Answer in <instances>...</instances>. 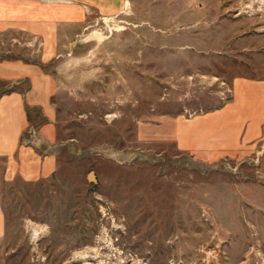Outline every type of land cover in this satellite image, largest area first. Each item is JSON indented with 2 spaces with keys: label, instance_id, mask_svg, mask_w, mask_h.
Wrapping results in <instances>:
<instances>
[{
  "label": "rangeland",
  "instance_id": "rangeland-1",
  "mask_svg": "<svg viewBox=\"0 0 264 264\" xmlns=\"http://www.w3.org/2000/svg\"><path fill=\"white\" fill-rule=\"evenodd\" d=\"M127 3L90 13L71 54L0 33V62L53 76L58 131L54 146L36 125L23 135L57 152L50 176L3 179L0 264H264V139L206 163L174 138L179 119L228 101L236 78H264V0ZM28 87L0 80V94Z\"/></svg>",
  "mask_w": 264,
  "mask_h": 264
},
{
  "label": "crops",
  "instance_id": "crops-1",
  "mask_svg": "<svg viewBox=\"0 0 264 264\" xmlns=\"http://www.w3.org/2000/svg\"><path fill=\"white\" fill-rule=\"evenodd\" d=\"M129 0H0V33L18 31L40 41L43 52H69L83 48L80 37L88 28L89 14L110 18L126 13ZM53 76L35 64L0 62V80L20 83L25 90L0 94V237L5 233L1 204L3 179L20 175L25 180L50 176L57 164L56 151L25 145L28 126H38L40 138L57 143V111L53 101ZM233 94L222 106L190 118H181L175 128L179 150L210 163L238 157L264 139V78H236ZM41 118L33 119V110ZM39 114V115H38ZM17 177V176H16Z\"/></svg>",
  "mask_w": 264,
  "mask_h": 264
},
{
  "label": "bare ground",
  "instance_id": "bare-ground-1",
  "mask_svg": "<svg viewBox=\"0 0 264 264\" xmlns=\"http://www.w3.org/2000/svg\"><path fill=\"white\" fill-rule=\"evenodd\" d=\"M88 252H89V251H88ZM89 256H90L91 258L97 256V251L93 250V251H91L90 253H87V255H84L83 257H80V256H79V258H80V259H85V258H88Z\"/></svg>",
  "mask_w": 264,
  "mask_h": 264
},
{
  "label": "water",
  "instance_id": "water-1",
  "mask_svg": "<svg viewBox=\"0 0 264 264\" xmlns=\"http://www.w3.org/2000/svg\"><path fill=\"white\" fill-rule=\"evenodd\" d=\"M92 179H95L94 175L92 174Z\"/></svg>",
  "mask_w": 264,
  "mask_h": 264
}]
</instances>
